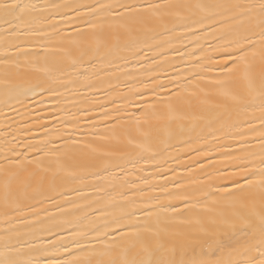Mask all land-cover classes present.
<instances>
[{
  "label": "snow or ice",
  "instance_id": "6c2138e0",
  "mask_svg": "<svg viewBox=\"0 0 264 264\" xmlns=\"http://www.w3.org/2000/svg\"><path fill=\"white\" fill-rule=\"evenodd\" d=\"M0 264H264V0H0Z\"/></svg>",
  "mask_w": 264,
  "mask_h": 264
}]
</instances>
